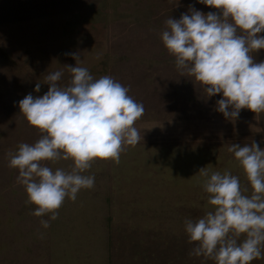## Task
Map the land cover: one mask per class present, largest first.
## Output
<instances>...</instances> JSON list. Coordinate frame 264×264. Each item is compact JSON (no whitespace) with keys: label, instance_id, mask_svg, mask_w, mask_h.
Masks as SVG:
<instances>
[{"label":"rangeland","instance_id":"374dc122","mask_svg":"<svg viewBox=\"0 0 264 264\" xmlns=\"http://www.w3.org/2000/svg\"><path fill=\"white\" fill-rule=\"evenodd\" d=\"M189 5L219 11L198 0H0V264H216L189 255L195 243L185 220L212 210L202 171H229L251 195L228 148L255 141L264 149V112L241 109L227 119L216 110L222 94L209 98L181 76L161 36L165 21ZM66 53L79 54L94 79L109 75L129 87L145 112L134 125L140 142L121 153L119 164L95 161L83 173L94 175V187L74 202L66 198L45 229L40 221L49 216L33 215L37 206L25 203L9 153L41 137L19 101L46 93L45 77L54 71H63L58 84L68 83L66 65L76 60ZM252 55L260 62L264 49ZM45 163L69 170L71 161Z\"/></svg>","mask_w":264,"mask_h":264},{"label":"clouds","instance_id":"9594fccd","mask_svg":"<svg viewBox=\"0 0 264 264\" xmlns=\"http://www.w3.org/2000/svg\"><path fill=\"white\" fill-rule=\"evenodd\" d=\"M198 2L219 11L205 14L189 5L179 19L165 21L161 36L181 76L192 77L209 98L222 94L216 110L227 119L237 118L241 109L264 112V60L256 62L252 55L264 49V36L259 35L264 32V0ZM65 55L76 60L74 67L66 65L68 83L58 84L63 71H54L45 77L46 93H29L19 101L20 114L41 137L9 153L8 166L18 169L25 203L37 206L33 215L49 216L40 221L45 229L58 218L66 198L74 202L80 190L94 187V175L83 173L95 161L119 164L121 153L140 142L134 125L145 112L128 94L129 87L109 75L94 79L80 66L79 54ZM40 89L37 83L34 91ZM228 151L243 169L251 195L229 171H202L212 210L195 221L185 220L188 242L195 243L189 255L216 264H250L264 258V149L253 141L232 144ZM61 160L71 161L69 170H53L45 163ZM242 234L245 238L238 243Z\"/></svg>","mask_w":264,"mask_h":264}]
</instances>
